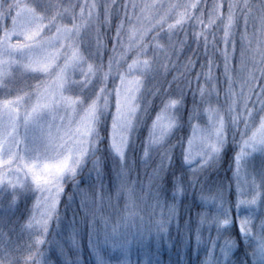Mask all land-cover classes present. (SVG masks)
I'll return each instance as SVG.
<instances>
[{"label": "clouds", "instance_id": "9594fccd", "mask_svg": "<svg viewBox=\"0 0 264 264\" xmlns=\"http://www.w3.org/2000/svg\"><path fill=\"white\" fill-rule=\"evenodd\" d=\"M0 264H264V0H0Z\"/></svg>", "mask_w": 264, "mask_h": 264}]
</instances>
